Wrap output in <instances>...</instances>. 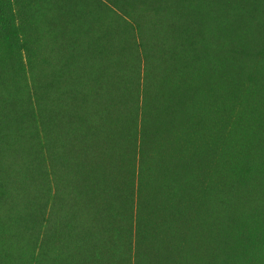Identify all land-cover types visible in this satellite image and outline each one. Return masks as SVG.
Masks as SVG:
<instances>
[{
    "label": "rangeland",
    "instance_id": "obj_1",
    "mask_svg": "<svg viewBox=\"0 0 264 264\" xmlns=\"http://www.w3.org/2000/svg\"><path fill=\"white\" fill-rule=\"evenodd\" d=\"M221 1L226 5L230 2L232 8L237 1L244 3L246 0ZM248 1L254 13L259 12V7H264V0ZM104 2L0 0V76H5L4 67L13 64L17 58L25 67L30 61H35L39 65V83L54 84V100L59 94L68 93L75 103L78 100L76 94H87L89 101L86 108L90 109L84 108V114L75 109L77 103H72L73 109H70L67 121H73V130L67 129L64 135L63 130L58 132L56 129V137L51 134L47 141L40 125L37 129L40 132L37 142L45 147L42 152H36L40 164L43 157V166L39 167L41 195L35 202L42 215L37 230L40 238L45 234V246L52 249L53 264H210L213 237L216 245L214 214L223 215L228 222L230 216L248 220V216L254 218L252 214L257 215L260 221L255 223L253 219L248 229V233L252 234L251 243L237 238L231 241L230 264H264V187L260 182L257 189L252 182L249 186L246 176L236 182L233 174L229 173L232 196L227 200L228 206L215 202L214 149L210 145L207 125L212 113L207 111L205 104L201 105L202 121L195 118L192 123L194 128L185 129V126L175 124L168 132H163L160 138L165 141L161 140V146L151 152L156 164L153 163L147 175L140 178L139 185L137 178L134 187V181L128 180L123 161H133L135 150L137 152L134 136L130 134L138 127L133 90L139 83L141 54L134 44L139 41L138 38L136 42L131 41L128 32L124 33L130 30L127 22L130 16L111 3L109 5L115 12H109ZM218 2L181 0L173 10L174 14L163 10L150 18L153 22L156 19L157 26L161 24L160 30L167 32L166 36L168 32L172 33L175 50L168 56L176 59L174 64L179 62L184 49L192 44L189 54L191 67L194 68L195 61H201L203 67H200L199 75L204 77L206 84L211 73L216 76V65L222 61L217 53L222 37L252 31L241 30L243 17L235 20V27L230 30V24L218 13ZM113 15L117 20L107 27V19ZM186 35L192 41L186 42L189 40ZM107 39L109 45L106 44ZM211 46L213 49H205ZM164 53L163 61L169 62L166 49ZM175 54L179 56L174 57ZM41 55H47L54 64L50 73L43 67ZM252 56L235 58L237 65H226L225 70L230 72L227 76L230 93L224 97L226 103L222 98L217 103L222 112L224 109V119L228 112L239 114L241 119H248L251 131H257L254 134L262 136L264 57L260 59L254 52ZM218 69L224 71L220 66ZM249 73L255 76L252 90L235 91L242 93V98L234 94V90H244ZM15 84L20 85V81ZM15 84L0 82V100L18 106L19 100L13 98ZM85 87L87 89L81 91ZM17 92L21 95V104L30 101L23 89ZM238 97L239 101L236 100ZM223 103L226 106L222 109ZM54 111L56 116L60 115L56 104ZM80 116L88 123L82 124L79 130L74 121ZM26 127L30 137H26L24 145L29 151L34 147L36 138L30 134L33 128L29 124ZM171 132L179 135V162L165 172L160 161L162 154L165 157L169 149ZM157 134L160 136V131ZM195 143L196 149L193 148ZM222 149L223 146L218 152L221 154L218 164L224 158ZM225 162H230V156L225 157ZM236 165L237 161L231 168L235 170ZM34 170L35 166L31 175L28 172L25 174L28 212L30 200L36 199ZM218 180L224 183L227 178L222 174ZM111 182L119 184L115 188ZM116 190L120 200L113 205L111 195H115ZM130 192L132 201L124 205V196L129 197ZM177 215L179 218L176 219ZM180 215L183 221L179 224ZM193 223H200L199 231L202 232V228L207 227V234H199ZM7 249L9 255L18 253L19 256H9L10 261L4 264H31V253L29 250L26 252L27 247L18 248L13 242L7 245Z\"/></svg>",
    "mask_w": 264,
    "mask_h": 264
},
{
    "label": "trees",
    "instance_id": "obj_2",
    "mask_svg": "<svg viewBox=\"0 0 264 264\" xmlns=\"http://www.w3.org/2000/svg\"><path fill=\"white\" fill-rule=\"evenodd\" d=\"M105 1L107 2V0ZM108 1L107 3L104 2V4H106L109 12L113 14L115 12V9L109 5L111 3L130 16L129 21H127L130 30H125L124 33L128 32L127 36L131 41L135 40L136 42V38H138L139 41L134 44L135 46L137 45L141 54V66L138 67L139 83L135 85L133 90L134 109H137L138 127L136 132L130 134V136H134V145L137 148V152L135 150L133 161L127 163L125 160L123 161V170L127 171L128 180L132 179L134 181L133 187L135 186V179H138L139 185L140 178L147 175V171L150 170V166L153 163L156 164L151 158V152L153 153L156 148L158 149L161 146V140L165 141L160 138L163 132H168L175 124H181L185 126V129L194 128L192 123L195 118L202 121V104L208 107L207 111H211L214 114V117L210 114L211 120L207 125L210 133L208 136L210 145L214 149L213 160H215V164L213 175L215 177V188L213 190V198L215 202L228 206L227 200L232 196L230 193L231 189L229 190L232 185L229 173L233 174L236 182L246 176L248 177L249 186H251L252 182L254 189H257L258 182H260L261 186L264 187V135L254 134L257 131H251V127L247 123L248 119H241L239 114H230L228 112L226 119H224L223 108H225L226 104L224 105L223 103V107L220 105L223 109L222 112L221 108H218L217 103L221 98L226 103L224 97L230 93L229 79L227 78L230 72L225 70L226 65H237L235 58L252 56V52L260 59L264 57V7H259V12L254 13L248 0L244 3H242L243 1H237L232 5V8L230 2L226 5L219 0L218 13L230 24V30L235 27L234 21L243 17L241 30L252 31H246L244 35L230 36L226 34V36L222 37V43L218 47L219 50L217 49L222 61L216 65V76L211 73L208 78V84H206L204 77L199 75V69L203 67V65L201 66V61H195L194 68L191 67L189 54L192 44L184 49L183 56H179L181 51H179V55H174V57L179 56V62L174 64L176 59L168 56L171 53L174 54L173 50H175L172 33L168 32L166 36L167 32L160 30L161 24L157 26L156 19H154V22L150 20V18H153L163 10L171 11L174 14L173 10L181 0H178V2L167 0L165 3L160 2V0ZM197 1L200 2V0ZM137 14L146 18L141 19ZM116 20L117 17L115 15L113 17L110 16L107 19L106 26L111 27V23ZM107 27L106 30H109ZM186 36L189 39L186 42L192 41L188 35ZM106 44L109 45L108 39ZM198 45L200 46V43ZM165 49L169 62L163 61L165 60ZM205 49L213 48L211 46ZM194 51L195 49L192 53ZM226 57H228L227 61L225 60ZM16 60H13V64H7L4 67L6 70L5 76H0V82L15 84L17 80L20 81V85L15 84L16 88L13 87L16 91L13 98L19 100L18 106H15V104L8 105L0 100V264L10 261V257L19 256L17 251L15 252L17 255H9L7 245L13 242L17 243L18 248L27 247L26 252L29 250V253H31L29 256V258H32L31 264H53L52 249L45 246V234L40 238L37 230L42 215L39 209L37 210L35 202L39 200V195H41L39 192L42 189V177L41 173L39 176V167H41V164L43 166V157L41 156L40 164L36 152H42L45 148L43 143L37 142L38 133L40 134L37 129L38 125H40L41 133L47 141L51 138V134L54 135L55 132L56 135V129L58 132H60V129L63 130L62 134L64 135L67 129L73 130V121H67L71 114L70 109H73L72 103H77V106H75L77 108L75 109L84 114L82 110L90 109L86 108L89 101L87 100V94H76L78 100L75 103V100L68 93L61 96L59 94L57 99L54 100V84H40L37 79L39 65H36L35 61H30L28 66L25 67L18 58ZM40 60L43 67L50 73L54 68L52 61L48 60L47 55H41ZM160 62L163 64H160ZM218 66L222 67L224 71L222 69L219 70ZM193 70H195V73H193ZM203 71H205V68H203ZM254 81V74L249 73L244 82V90L236 89L234 94L243 98L242 93L235 91L250 92ZM57 85L59 84L57 83ZM19 89H23L29 95L30 101L27 104L26 102L21 104V95L17 92ZM85 89L87 88L85 87L81 91ZM217 91L219 94L218 99ZM239 99L240 97L236 100L239 101ZM55 104L56 110L58 109L60 112L59 116L54 114ZM81 118L82 116L74 121V126L79 130L82 124L88 123L85 118L83 120ZM260 118L262 119V117ZM27 124H29L30 128H33V133L30 132V134H33L36 138L34 147L37 150L34 147H31L29 151L27 148L25 149L26 137H30L28 136ZM261 126L263 127V124ZM263 129L259 132L261 133ZM157 131H160V136ZM193 134L196 135V132ZM55 135L54 137H56ZM59 137L60 133L57 138ZM169 139V149L166 150L165 157L162 154L160 161V164H162L161 168L165 172L167 169H173L174 165L179 162V150L177 149L179 135H174L171 132ZM222 146L221 153H223L222 156L224 158L221 164H218V156L221 155L218 152ZM193 148H197L196 143ZM225 151H227L226 155H224ZM227 156H230V162H225V157ZM28 157L31 160L29 163H27ZM34 160H36V163H34ZM236 161V169L233 170L231 167ZM184 162L186 163V160ZM34 166L35 176L33 178L35 181L36 199L30 200L31 206L30 212H28L25 174L28 172L31 175ZM222 174L227 178L224 183L218 180V176ZM256 175L259 177L256 178ZM255 180L257 181L256 183H254ZM117 184L119 183L114 182L113 184L111 182V185L115 188ZM111 199L112 204L117 205L120 200V195L117 196V190L115 195H111ZM131 201L132 194L130 192L129 197L124 196L123 204L129 205ZM252 215L254 218L248 216V220H239L230 216V222H228L224 220L223 215L214 214L216 229L214 224L215 230L213 234L216 237V245L213 237V244L211 241L213 254L210 264H230V252L232 251L230 243L233 239L237 238L251 243L252 234L248 233L250 222L256 220L255 223H258L260 221L257 215ZM181 217L182 219H178L179 224L183 221V216ZM177 218H179V215L176 216ZM199 226L200 223L194 224L195 230L198 228L199 234H207V227L202 228V232L199 231ZM28 233H30L29 236Z\"/></svg>",
    "mask_w": 264,
    "mask_h": 264
}]
</instances>
